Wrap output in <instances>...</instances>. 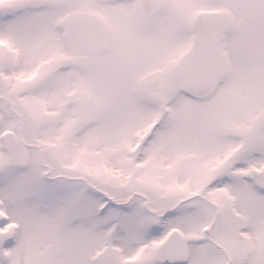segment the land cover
Wrapping results in <instances>:
<instances>
[{
    "label": "snow or ice",
    "instance_id": "1",
    "mask_svg": "<svg viewBox=\"0 0 264 264\" xmlns=\"http://www.w3.org/2000/svg\"><path fill=\"white\" fill-rule=\"evenodd\" d=\"M0 264H264V0H0Z\"/></svg>",
    "mask_w": 264,
    "mask_h": 264
}]
</instances>
